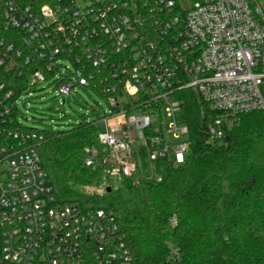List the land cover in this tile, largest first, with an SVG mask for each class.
<instances>
[{
    "label": "built area",
    "instance_id": "1",
    "mask_svg": "<svg viewBox=\"0 0 264 264\" xmlns=\"http://www.w3.org/2000/svg\"><path fill=\"white\" fill-rule=\"evenodd\" d=\"M51 79L63 99L88 88L112 107L85 157L102 192L142 155L177 169L190 150L182 92L219 114L212 140L228 117L264 113V0H0V264H134L113 211L58 203L46 133L20 123L22 96Z\"/></svg>",
    "mask_w": 264,
    "mask_h": 264
},
{
    "label": "trees",
    "instance_id": "2",
    "mask_svg": "<svg viewBox=\"0 0 264 264\" xmlns=\"http://www.w3.org/2000/svg\"><path fill=\"white\" fill-rule=\"evenodd\" d=\"M180 98L185 163L174 169L142 155L137 173L110 192L87 190L104 175L85 166L86 149L99 147L97 126L46 133L39 154L58 203L113 211L134 264H264V113L228 117L224 139L212 140L209 125L219 114L193 91Z\"/></svg>",
    "mask_w": 264,
    "mask_h": 264
},
{
    "label": "rangeland",
    "instance_id": "3",
    "mask_svg": "<svg viewBox=\"0 0 264 264\" xmlns=\"http://www.w3.org/2000/svg\"><path fill=\"white\" fill-rule=\"evenodd\" d=\"M203 2L204 0H183V5L190 8ZM111 110L107 97L88 88H76L71 96L63 99L51 79L35 84L22 96L19 103V120L24 128L45 133L71 131L84 122L98 124V129L103 130L105 125L102 120L105 113L108 114ZM182 119L183 114H177L176 121L181 124ZM87 190L90 193H103L100 186Z\"/></svg>",
    "mask_w": 264,
    "mask_h": 264
},
{
    "label": "water",
    "instance_id": "4",
    "mask_svg": "<svg viewBox=\"0 0 264 264\" xmlns=\"http://www.w3.org/2000/svg\"><path fill=\"white\" fill-rule=\"evenodd\" d=\"M107 191L110 192L111 190L108 189Z\"/></svg>",
    "mask_w": 264,
    "mask_h": 264
}]
</instances>
